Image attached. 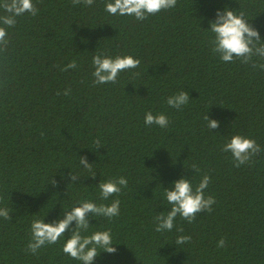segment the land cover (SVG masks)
<instances>
[{"label":"trees","instance_id":"1","mask_svg":"<svg viewBox=\"0 0 264 264\" xmlns=\"http://www.w3.org/2000/svg\"><path fill=\"white\" fill-rule=\"evenodd\" d=\"M108 2L33 0L38 14L26 12L7 28L9 43L0 52V208L12 219L0 217V264H83L63 252L75 222L37 254L27 251L31 223L63 219L85 200L115 199L119 216L89 214L82 233L111 231L117 251L98 249L93 264H264V70L221 61L209 30L217 10L229 8L244 11L264 41V0H177L143 21L109 14ZM97 54L130 55L140 65L115 84H94ZM73 60L75 69L61 71ZM181 91L189 94L187 105L170 107L168 97ZM149 111L166 115L168 127L146 126ZM205 114L219 121L217 129L207 127ZM234 135L262 149L240 167L222 150ZM70 173L80 177L73 182ZM205 175L213 211L192 223L177 216L171 231L157 232L155 218L171 210L165 189L181 178L195 188ZM121 176L127 187L101 200L100 182ZM181 235L191 241L176 245ZM221 238L224 248L217 247Z\"/></svg>","mask_w":264,"mask_h":264},{"label":"clouds","instance_id":"2","mask_svg":"<svg viewBox=\"0 0 264 264\" xmlns=\"http://www.w3.org/2000/svg\"><path fill=\"white\" fill-rule=\"evenodd\" d=\"M73 6L83 4L92 6L94 0H72ZM177 0H111L106 3L105 10L111 15H129L134 16L136 20L143 21L150 15H155L161 11L174 8ZM0 9H3L7 15L0 16V52L6 51L9 43L7 28L14 27L16 17L30 13L32 16L38 14L39 9L33 3V0H0ZM213 33L211 40L212 52L219 56L223 62L251 63L253 68L264 70V63H256L253 57L264 60V41L261 40L259 31L248 23L245 18V12L238 13L225 8L223 12L217 10L215 21H210V29ZM94 71L92 73L94 84H107L117 82L121 72L135 69L140 65V60L132 56H117L115 58L97 54L92 58ZM77 62L73 60L67 64L61 71L75 69ZM70 89H66L64 95L70 94ZM59 94V93H58ZM189 94L181 91L177 95L170 96L167 104L170 107L180 109L189 102ZM203 119L207 121L209 129H217L219 121L208 118L205 114ZM144 123L146 126L157 125L160 128H167L170 121L164 114L153 115L152 112L145 114ZM97 148L102 147L100 141H95ZM222 150L230 152L234 161V166L240 167L251 161L253 156L259 155L262 151L257 142L248 137L234 135L227 142ZM80 164L91 170V165L87 158L80 156ZM195 171L198 166H191ZM71 180L75 182L80 176L70 173ZM91 176H95L93 173ZM55 185V181L51 180ZM210 183V177L205 175L201 182L193 188L189 179L181 178L173 182L171 190L165 189V197L171 210L165 215L163 212L155 218L157 232L171 231L174 227V221L177 216L186 220L188 223L195 221L197 214L201 212L213 211L212 205L215 204L214 196H205V189ZM128 181L121 176L116 179H110L106 182H100V199L108 200L109 197L121 192L122 187H127ZM89 214L93 217H106L109 220L120 214V201L115 199L110 205L97 204L91 201H83L78 206H74L70 211H65L64 218L52 223H45L44 219H34L31 223L32 239L27 245V251L37 254L38 250L46 245L56 244L63 236L73 222L75 228L72 230L71 237L66 240L63 246V252L71 258L82 261L83 264H93L94 259L101 251L115 253L117 249L113 247L112 235L110 230L96 231L91 235H82L87 232L89 224ZM0 217L5 220H11L12 217L7 208H0ZM177 231L183 232V228ZM191 236L181 235L176 239V245L189 243ZM226 240L221 238L217 242L218 248H224Z\"/></svg>","mask_w":264,"mask_h":264}]
</instances>
